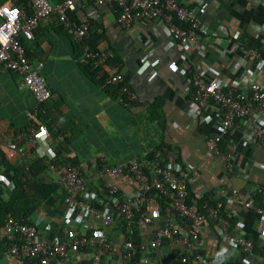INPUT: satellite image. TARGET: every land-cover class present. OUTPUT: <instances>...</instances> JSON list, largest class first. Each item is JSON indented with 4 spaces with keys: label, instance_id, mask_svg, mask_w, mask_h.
<instances>
[{
    "label": "crops",
    "instance_id": "1",
    "mask_svg": "<svg viewBox=\"0 0 264 264\" xmlns=\"http://www.w3.org/2000/svg\"><path fill=\"white\" fill-rule=\"evenodd\" d=\"M4 1L7 0H0V4ZM178 1L186 6L204 5L200 20L207 32L196 44L185 49L178 44L167 45L168 35L157 17L134 21L124 29L116 22L115 9L105 5L76 0L69 12L76 19L89 21L88 41L85 36L89 45L93 43L96 48L112 50L113 57L100 71L104 74L121 73L123 82L138 95V100L130 103L118 102L113 93L105 91L84 74L76 57L77 43L65 33L54 15L38 24L32 39L23 40L30 60L43 63L41 73L50 90V97L43 105V122L48 130L39 134L35 145L25 144L28 151L25 159L15 152H0V198L10 193L13 171L20 175V179L24 178L25 172L34 176L33 181L44 183L45 186L33 187L36 198L29 219L35 220L38 226L47 224V237L57 234L56 227L65 211L61 204L62 190L55 174L47 168V161L53 157L80 162L81 173L88 178L93 175L100 156L108 164L134 158L146 164L151 161L163 163L165 150L172 149L178 162L193 165L187 179L189 192L210 197L221 213V204H225L226 199L225 189L229 187L236 188L243 197L255 203L261 198L258 187L264 185V169L253 163L264 164V147L244 140L242 125L236 121L229 134L219 142L221 148L232 149L235 159L231 170L226 169L204 145L205 138L217 131L218 116L213 106L197 110L184 86L188 72L199 65L206 78L215 76L227 81H248L258 64L250 59L245 66L236 63L244 45L259 50L264 58V31L257 29L264 24V0ZM218 25H222L227 34L217 31ZM235 32L237 36L232 38ZM263 76L264 65L258 69L255 78ZM33 104L32 94L18 84V76L1 70L0 136H11L23 129L28 121L26 109ZM115 181L122 193L132 191L134 184L127 175L119 176ZM159 203L156 197L149 206L152 225L173 223L182 226L181 221ZM231 208L237 212L236 219L243 223L244 235L256 243L259 228L256 213L237 202L231 204ZM86 222L91 229L100 228L98 217L88 216ZM215 226L208 219L200 231L201 251L211 264H259L264 246L254 245L251 254L232 257ZM103 230L116 252L111 261H102V264H141L139 257L143 255L153 264H162L172 252H176L175 246L163 243L158 248L135 250L125 260L119 252V244L125 238L124 228L115 221ZM227 231H234L233 223ZM147 236L146 228L134 226L130 238L137 243ZM176 249L185 254L192 250L186 246ZM69 260L70 256L50 262L70 264ZM9 261L8 255L0 254V264ZM19 262L28 263L24 257Z\"/></svg>",
    "mask_w": 264,
    "mask_h": 264
},
{
    "label": "built area",
    "instance_id": "2",
    "mask_svg": "<svg viewBox=\"0 0 264 264\" xmlns=\"http://www.w3.org/2000/svg\"><path fill=\"white\" fill-rule=\"evenodd\" d=\"M86 1L115 9L116 22L124 29L140 19L159 18L168 35L167 45L178 44L181 49L196 44L199 37L207 32L200 20V14L204 12L203 4L186 6L178 0ZM75 2L76 0L54 3H49L48 0H30L29 5L25 6L7 0L0 4V9H8L0 14V36L7 38L0 42V71L15 73L18 84L27 88L34 100L33 106L26 109L28 121L25 127L11 136H0V152H15L25 159L28 152L25 144L35 145L39 134L48 130L43 118H40L45 112L43 105L50 97V90L41 73L43 63L40 60L31 61L21 41L32 39L33 31L40 22L54 15L65 33L79 45L81 59L89 61L100 70L113 57L111 49L91 47L85 41L89 21L70 15ZM13 11L16 12L15 19L9 17V13ZM14 15L13 12V17ZM217 29L220 33L227 34L222 25H218ZM257 29L264 31V24ZM231 36L236 38L237 33ZM248 59L255 61L258 69L264 65L261 52L244 45L236 64L245 66ZM258 69L250 74L245 83L215 76L206 78L200 65L194 66L185 78V92L196 109L202 110L212 105L218 116L217 131L205 138L204 145L207 152L229 170L235 161L232 149L221 148L219 142L229 134V129L236 121L242 125L244 140L264 147V76L255 78ZM100 86L114 90L115 99L120 103L138 100L137 92L123 82L118 71L104 74ZM165 158L163 163L151 161L146 164L134 158L108 164L100 156L93 175L87 178L81 173L80 162L70 159L57 161L53 157L47 161V168L56 176L62 190L61 204L65 210L56 227L57 234L47 237V224L38 226L35 220H25L21 215L5 212L0 227V237L4 238L5 245L0 254L4 252L10 257L7 264H19L22 257L27 260V264H51L52 259H67L69 256L70 264L109 262L116 247L110 243L103 229L115 221L124 228L125 238L119 244V252L125 260L135 250L158 248L161 244L168 243L175 246L176 252H172L162 264H211L201 251L200 231L208 219L215 223L217 232L226 242L228 254L232 257L251 254L254 245L264 246V185L258 187L261 198L257 203L243 197L234 187L225 189V204H221L223 216L216 203L201 193L193 192L194 197L189 200L187 179L193 165L178 162L172 149L165 150ZM253 165L264 169L262 163L254 162ZM122 175L130 177L134 184L129 193H122L115 181V178ZM12 186L9 184V187ZM157 196L163 198L166 210L175 215L182 226L173 223L152 225L149 206ZM236 202L258 216L256 243L242 232L243 223L236 219L237 212L231 208V204ZM88 216L98 217L100 228L91 229L86 222ZM232 218L235 219L234 231L228 233V220ZM134 226L146 228L147 238L133 243L130 236ZM179 246L191 247L192 250L185 254L176 249ZM139 261L141 264H153L145 255L140 256ZM259 264H264V255Z\"/></svg>",
    "mask_w": 264,
    "mask_h": 264
},
{
    "label": "trees",
    "instance_id": "3",
    "mask_svg": "<svg viewBox=\"0 0 264 264\" xmlns=\"http://www.w3.org/2000/svg\"><path fill=\"white\" fill-rule=\"evenodd\" d=\"M16 3L20 4V5H27V0H20V1H16ZM30 8L28 7V10ZM72 16V15H71ZM73 17V16H72ZM178 25L181 26L180 23H177ZM86 40L88 41V37L86 36ZM21 41H23V39H21ZM91 47H94L93 43L90 44ZM76 49H77V59H78V64H80L82 71L84 72V74L93 79L95 81V83H97L98 85L101 84L102 79L104 77V73H102L100 71V68H96L94 67L89 61L87 60H82L80 57V47L78 44H76ZM26 53V50H25ZM27 55V53H26ZM28 57V55H27ZM111 60V59H110ZM103 89H105V91L110 92V93H115L114 90L110 91V87H104ZM40 118H43V116H41ZM57 160H60V158H56ZM61 161V160H60ZM31 177H30V175ZM25 173L24 172V178L20 179V175H17V173L13 171L12 174V182H13V186L10 190V193L7 195V197H2L0 198V227L3 221V216L5 212H10L11 214L18 216L21 215L25 218V220H27L30 216V214L33 212V206L35 204L34 199L36 198L35 196V192L33 194L32 190L33 187L36 186H45L44 183H40V182H36L33 181L32 179V174L31 173ZM34 177V176H33ZM44 189V187L42 188ZM188 190V187H187ZM152 192V190H151ZM188 194H189V200H191L193 196V194L191 192H189L188 190ZM158 195V194H157ZM205 196V195H204ZM158 197V196H157ZM206 198L210 199V197L205 196ZM158 200L160 201V205L163 207L164 206V201L162 197H158ZM200 201V200H199ZM198 201V203H199ZM213 203H215V201L212 199L211 200ZM223 214V212H222ZM224 216V214H223ZM229 224L232 225V223H234L235 219H229ZM0 242L2 243V248L5 245V241L4 238L0 237ZM4 242V243H3ZM261 253L263 252V250L261 249L260 251ZM259 252V253H260ZM262 255V254H261ZM228 264V263H227Z\"/></svg>",
    "mask_w": 264,
    "mask_h": 264
},
{
    "label": "clouds",
    "instance_id": "4",
    "mask_svg": "<svg viewBox=\"0 0 264 264\" xmlns=\"http://www.w3.org/2000/svg\"><path fill=\"white\" fill-rule=\"evenodd\" d=\"M8 11V9L7 8H4V9H0V14H2V13H4V12H7ZM13 12H14V17H13ZM13 12H11V13H9V17L10 18H14L15 19V17H16V12L15 11H13ZM11 25H9V27H10ZM6 37L5 36H0V42H4V41H6Z\"/></svg>",
    "mask_w": 264,
    "mask_h": 264
},
{
    "label": "snow or ice",
    "instance_id": "5",
    "mask_svg": "<svg viewBox=\"0 0 264 264\" xmlns=\"http://www.w3.org/2000/svg\"><path fill=\"white\" fill-rule=\"evenodd\" d=\"M43 134V133H42Z\"/></svg>",
    "mask_w": 264,
    "mask_h": 264
}]
</instances>
